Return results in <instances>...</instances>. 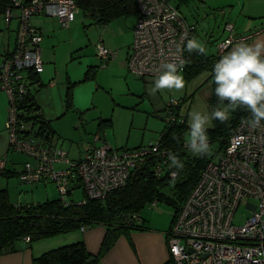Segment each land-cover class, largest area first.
Instances as JSON below:
<instances>
[{
    "label": "built area",
    "instance_id": "built-area-1",
    "mask_svg": "<svg viewBox=\"0 0 264 264\" xmlns=\"http://www.w3.org/2000/svg\"><path fill=\"white\" fill-rule=\"evenodd\" d=\"M172 1L136 0L138 14L127 63L129 71L138 77L156 78L165 61L178 65L182 61L179 72L184 69L186 43L194 38L196 27ZM79 11L76 0H12L2 15L8 24L13 19L18 21L14 50L0 65V88L7 91L11 105L10 144L30 158L18 176L31 185L54 181L66 205L71 203L67 197L76 181L81 183L85 194L79 204L87 200L104 201L112 191L126 185L133 171L148 158L159 159L154 168L157 176L168 171L172 176L176 172L169 166L171 152L161 147V135L150 146L114 149L105 144L91 148L84 159L71 160L58 146L41 144L21 134L25 113L22 104L31 93L29 75L43 69L40 46L43 35L32 18L42 13L58 18L68 27ZM226 30L232 34L220 44V53L226 52L235 41L264 33V26L245 37H236L232 24H227ZM97 49L103 59L113 55L103 42ZM178 103L174 101L166 107L172 120L176 119L174 109ZM242 121L230 135L226 148L207 162L175 216L168 233V249L176 264H264V121L257 128ZM184 146L188 148L186 143ZM56 163H64L66 168L57 169ZM6 168L7 159H0V170ZM242 204L250 214L243 224H236V212ZM24 240L30 241V236Z\"/></svg>",
    "mask_w": 264,
    "mask_h": 264
},
{
    "label": "rangeland",
    "instance_id": "rangeland-1",
    "mask_svg": "<svg viewBox=\"0 0 264 264\" xmlns=\"http://www.w3.org/2000/svg\"><path fill=\"white\" fill-rule=\"evenodd\" d=\"M172 2L187 21L195 25L194 39L204 44L206 49L204 55L207 58L218 61L240 41L248 44L264 41V33L238 40L220 55V44L232 34L226 30L227 24L234 26L233 34L236 37L253 35L263 28L264 0H173ZM41 15H43L42 19H52L55 23L41 25L44 40L40 46L45 60V70L32 77L30 87L38 104L41 105L43 116L50 121L54 132L52 143L66 151L71 160L86 158L94 146L108 144L114 149H124L157 143L169 122L166 107L174 101H180V112L186 117L188 126L189 114L193 111L211 116L214 110L210 102L214 91L212 69L206 67L191 76H188L185 70L179 72L185 82L183 90L179 92L158 90L155 94L152 93V89L156 78H138L128 70L125 55L133 44L136 15L113 20L109 23L111 29L108 28L109 26L105 28V25L94 23V20L82 11L68 27L54 17ZM38 16L34 15L32 18V23L36 26L40 24L35 22ZM17 25L18 21L14 19L8 30V22L0 18L1 50L6 48L7 36H14ZM103 40L111 51L114 48L109 47L108 42L113 46L117 45L115 50L122 48L119 57L103 59L98 55L97 45ZM2 62L0 56V65ZM38 74H40L39 79ZM24 75H27V72H24ZM68 90L72 95L69 100H67ZM226 106L227 102L220 103L221 108ZM35 113L33 115H36ZM231 115L232 111L229 112V117ZM10 116L9 96L6 90L0 88V159H6L12 154L14 158L20 159L14 161L15 163L10 161V170H14V173L9 172L7 176H0V187L8 189L10 202L15 205L36 204L48 199L60 198L57 183L54 181H48L47 185L45 181L31 185L23 183L17 176L16 171H21L30 158L27 154L15 150L10 144L11 130L8 126ZM31 126L28 124L27 128ZM214 126L215 119L211 120L207 129ZM217 150V142L210 144V152L215 153L214 157L217 156ZM55 167L64 169L66 165L56 163ZM77 183H73V192L67 199L69 202L79 204L85 194L83 187L78 186ZM166 190L176 201L178 200L173 187ZM249 214L246 205H240L234 222L243 224ZM141 216L147 224L149 221L151 224L152 221H168L170 224L174 216V208L159 201L147 206Z\"/></svg>",
    "mask_w": 264,
    "mask_h": 264
},
{
    "label": "trees",
    "instance_id": "trees-1",
    "mask_svg": "<svg viewBox=\"0 0 264 264\" xmlns=\"http://www.w3.org/2000/svg\"><path fill=\"white\" fill-rule=\"evenodd\" d=\"M12 0H0V15H3ZM80 11L90 16L98 25H108L118 18L138 14L136 0H76ZM79 11V12H80ZM225 53V52H224ZM224 53H220L223 55ZM185 73L189 76L203 68L213 70L214 58H207L197 51L189 53L186 49ZM89 73V72H88ZM32 72L29 76H36ZM215 89V83L214 88ZM71 92L67 91V100L71 99ZM213 108L220 107V102L213 91L210 99ZM24 116L20 132L38 140L41 144L53 145L54 132L35 102V95L29 93L23 100ZM181 103L175 106L176 119L168 117V124L162 131L160 143L162 149H167L183 163V169L175 170L178 175L173 178L170 171L163 176L155 174V165L159 159L148 158L135 169L126 185L112 191L106 200H87L85 204L71 202L64 204L60 198L48 199L36 204L15 205L10 202L7 188L0 187V255L16 249V244L30 236V241L63 234L81 228L103 224L107 227L100 252L90 253L83 241L64 245L49 250L34 258L33 264H99L101 257L115 244L122 234H129L133 230L146 229V220L142 218V211L154 202H165L174 208L172 223L183 202L197 184L208 161L215 153L195 156L184 146L185 136L189 132L186 117L181 112ZM36 112V115H33ZM250 112L243 107L232 111L226 122L215 120V126L207 129L209 145L217 142L218 155L222 152L229 137L237 125L250 117ZM183 118V121L180 119ZM31 124V128L27 125ZM14 170H0V176H7ZM18 176L19 171H16ZM173 187L178 195L176 201L166 189ZM166 264H176L170 257Z\"/></svg>",
    "mask_w": 264,
    "mask_h": 264
},
{
    "label": "clouds",
    "instance_id": "clouds-1",
    "mask_svg": "<svg viewBox=\"0 0 264 264\" xmlns=\"http://www.w3.org/2000/svg\"><path fill=\"white\" fill-rule=\"evenodd\" d=\"M186 49L189 53L197 51L206 54L203 43L196 39H188ZM175 62H162L163 71L156 77L152 93L160 90L181 91L185 86L183 76L179 73ZM213 79L215 83V95L219 102H227L226 107L215 108L211 116L197 111L191 112L189 132L185 136V143L190 152L195 156H203L210 152L209 138L206 134L207 126L211 120L226 122L229 120V112L239 107L250 112V118L242 121L252 128L262 126L264 121V41L248 44L238 42L231 51L223 55L214 65ZM170 167L183 169V163L176 155L169 153ZM177 172L172 173L175 178Z\"/></svg>",
    "mask_w": 264,
    "mask_h": 264
},
{
    "label": "crops",
    "instance_id": "crops-1",
    "mask_svg": "<svg viewBox=\"0 0 264 264\" xmlns=\"http://www.w3.org/2000/svg\"><path fill=\"white\" fill-rule=\"evenodd\" d=\"M41 14H37V16L39 15L38 16L39 19L37 18L38 20L36 19L35 21V22H39L40 24H37V26L36 25L35 26L40 29L44 38L43 29L41 28L42 23H52V22L55 23V21H53L52 19L50 20L48 18L42 19L41 17L43 15ZM0 18H3L2 15H0ZM54 19H57L59 21V19L56 17H54ZM12 21L10 22V24H8L7 27L8 30L11 28ZM108 26L109 24L105 25V28H107ZM108 28L111 29L112 27L109 26ZM14 30L15 31L13 37L7 34L8 40H7L6 48L4 50H1L0 48V56L2 57V60L5 58L6 55L10 54L14 50L16 44V38H17L16 27ZM107 45L111 48L112 47L114 48V50H112L114 54L111 56V58L115 56L117 57L118 54H121L120 51L122 48L115 50V47L117 48L116 44L113 46L111 45L110 42H108ZM130 50H128L125 55V59H126L125 62L127 68H128L127 59ZM42 60H43V69L40 71L41 73L45 70V60L43 57ZM40 74H38L39 75L38 79L40 77ZM6 100L7 99L5 97V101H4L5 107H6ZM35 102L38 104L37 98L35 99ZM5 107H4V113H5ZM6 159H7L8 170L11 169L10 161L12 163H15L14 161L17 162L20 160L19 158L17 159L14 158L13 154L12 156L9 155V157H7ZM47 184L48 183H46V185ZM77 184L78 186L81 185L80 182H78ZM16 205H25V204L21 203ZM152 222H153L152 224L151 221H149V224L146 223L147 226L146 229L133 230L129 234H122L116 240L115 244L101 257L99 264H166V262L171 257L168 249V233L172 225V219L170 221V224H168V221H152ZM106 232H107V227L105 225L96 224L87 227L85 230L79 228L67 233L54 235L37 241H26L23 239L22 241L16 244L15 250L0 255V264H33L34 258L42 255L43 253L49 250L64 245L76 243L79 241H83L85 243L90 253L97 255L100 252Z\"/></svg>",
    "mask_w": 264,
    "mask_h": 264
},
{
    "label": "bare ground",
    "instance_id": "bare-ground-1",
    "mask_svg": "<svg viewBox=\"0 0 264 264\" xmlns=\"http://www.w3.org/2000/svg\"><path fill=\"white\" fill-rule=\"evenodd\" d=\"M10 134V133H9Z\"/></svg>",
    "mask_w": 264,
    "mask_h": 264
}]
</instances>
